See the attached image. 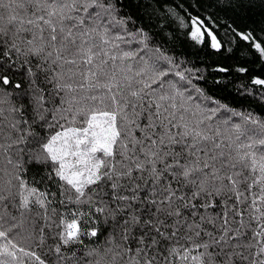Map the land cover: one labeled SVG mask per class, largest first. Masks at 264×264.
I'll use <instances>...</instances> for the list:
<instances>
[{"label": "snow or ice", "instance_id": "snow-or-ice-1", "mask_svg": "<svg viewBox=\"0 0 264 264\" xmlns=\"http://www.w3.org/2000/svg\"><path fill=\"white\" fill-rule=\"evenodd\" d=\"M249 48L264 0H0V264H264Z\"/></svg>", "mask_w": 264, "mask_h": 264}, {"label": "trees", "instance_id": "trees-1", "mask_svg": "<svg viewBox=\"0 0 264 264\" xmlns=\"http://www.w3.org/2000/svg\"><path fill=\"white\" fill-rule=\"evenodd\" d=\"M197 0H168V4L170 5H180L181 3H183L184 5H191L196 3ZM210 0H200V3L202 5H206L207 3H209ZM178 11H181V9H177ZM203 9H192L193 12L196 11H202ZM207 11L211 12L213 11V9L209 8L207 9ZM257 11V15L255 17H253V19L256 20V24L254 25V27L257 28V34L260 35L258 29L260 27L261 24V20H260V16H259V9H256ZM183 14V13H182ZM174 27H176V25H174ZM243 47H247V45H243ZM208 58H205V63H208ZM230 63H232L230 61ZM237 63H245L246 66H249L253 69V74L256 75H260L261 78H264V71H262L261 67H259V59H258V54L255 53L254 49H248V56L245 57L244 61H237ZM213 75H223V74H213ZM209 79H212V77H209ZM246 83L251 86V74H249ZM260 89V86H254V91H258ZM217 98H223L225 103H230L232 106L237 107L241 110L243 109H249L252 110L255 113H258L260 115H264V103H262L258 97L253 98L251 96H246L244 98H240L238 96L235 95L234 92H219L216 91L214 93ZM263 113V114H261ZM35 171V170H34ZM41 187H43V185H41ZM87 242V241H86Z\"/></svg>", "mask_w": 264, "mask_h": 264}, {"label": "bare ground", "instance_id": "bare-ground-1", "mask_svg": "<svg viewBox=\"0 0 264 264\" xmlns=\"http://www.w3.org/2000/svg\"><path fill=\"white\" fill-rule=\"evenodd\" d=\"M261 114H263V113H261Z\"/></svg>", "mask_w": 264, "mask_h": 264}]
</instances>
